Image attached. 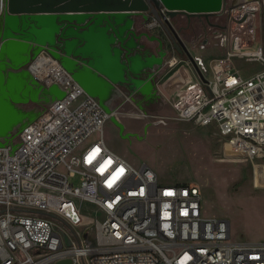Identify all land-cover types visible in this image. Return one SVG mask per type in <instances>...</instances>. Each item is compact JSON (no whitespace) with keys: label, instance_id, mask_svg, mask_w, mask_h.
I'll return each instance as SVG.
<instances>
[{"label":"built area","instance_id":"obj_1","mask_svg":"<svg viewBox=\"0 0 264 264\" xmlns=\"http://www.w3.org/2000/svg\"><path fill=\"white\" fill-rule=\"evenodd\" d=\"M160 10L162 22L151 14L140 28L166 35L164 23L180 38L177 15ZM179 14L186 28L204 30L186 44L180 38L182 54L169 41L164 65L192 71L174 93L176 119L216 125L223 161L264 160V0H224L217 12ZM213 48L220 54L208 53ZM239 62L260 67L243 70ZM29 69L67 94L23 128L16 148L0 146V264H264L263 241L233 240L228 219L203 214L197 184L163 182L148 163L136 166L111 150L104 136L110 114L57 58L43 51ZM83 202L104 218L83 217L79 231L65 212L74 205L80 213Z\"/></svg>","mask_w":264,"mask_h":264},{"label":"water","instance_id":"obj_2","mask_svg":"<svg viewBox=\"0 0 264 264\" xmlns=\"http://www.w3.org/2000/svg\"><path fill=\"white\" fill-rule=\"evenodd\" d=\"M223 3L224 0H0V146L16 148L14 139L23 128L67 94L57 84L44 85L30 71V63L43 51L57 58L89 95L97 97L123 131L124 123L116 116L112 101L124 98L123 89L127 88L142 108L139 94L155 102L160 97L155 79L167 55L162 38L138 28L137 17L147 20L153 14L161 21L162 7L172 17L179 13L208 14L219 11ZM163 27L168 40L182 54L185 46L172 26L174 33L164 23ZM147 42H158L159 51L150 53ZM24 211L54 216L41 210ZM55 264H72V260Z\"/></svg>","mask_w":264,"mask_h":264},{"label":"rangeland","instance_id":"obj_3","mask_svg":"<svg viewBox=\"0 0 264 264\" xmlns=\"http://www.w3.org/2000/svg\"><path fill=\"white\" fill-rule=\"evenodd\" d=\"M174 24L185 44L204 30L198 24L186 28L187 17L183 14L175 17ZM157 33L158 37H167L162 31ZM164 40L166 50H170L168 38ZM212 50L213 54H220L218 49ZM238 66L243 70L260 67L257 63L245 62H239ZM177 68L164 65L156 76L160 97L150 106L142 108L126 92L122 101H113L124 130L109 119L104 126L105 141L111 150L134 165L148 163L154 167L163 182L197 184L202 191L203 214L228 219L233 240L264 242V160L223 161L216 125L200 126L176 119L172 107L174 92L168 89L178 76ZM140 103L143 102L140 100ZM73 181L79 185L80 177ZM79 206L81 214L72 211L74 205L65 212L79 231L85 228L80 225L83 217L104 218L94 204L83 202ZM92 225L89 224L87 236L94 240L96 228Z\"/></svg>","mask_w":264,"mask_h":264},{"label":"crops","instance_id":"obj_4","mask_svg":"<svg viewBox=\"0 0 264 264\" xmlns=\"http://www.w3.org/2000/svg\"><path fill=\"white\" fill-rule=\"evenodd\" d=\"M144 21L143 19V16H138L137 17V27L140 28L141 26V23ZM151 36H157L158 37V33L157 35H154V34H151ZM161 36V35H160ZM164 36H161L160 38H162L163 41H165L164 39H167V37H164ZM148 43V47L150 49V53L151 52H158L159 51V43L158 42H147ZM155 49H158V50H155ZM213 52L211 49L208 51V53H211ZM247 65V64H245ZM259 68V67H257ZM256 69V68H254ZM178 73V76L173 79V85H172V88L168 89V90H171V92H174L176 91V89L183 83V81L185 80V78L187 79V77L189 76H192V71L190 70V68L186 67V69H180L179 71H177ZM172 79V78H171ZM123 89V88H122ZM123 91H125L123 89ZM159 92V91H158ZM32 106V104H30Z\"/></svg>","mask_w":264,"mask_h":264},{"label":"flooded vegetation","instance_id":"obj_5","mask_svg":"<svg viewBox=\"0 0 264 264\" xmlns=\"http://www.w3.org/2000/svg\"><path fill=\"white\" fill-rule=\"evenodd\" d=\"M124 92L129 93L127 88H124ZM139 99L144 103V106L148 107L150 106L152 103H154L153 101H148V99H146V97H144L142 94H139ZM120 101H122V98H120ZM113 103V102H112Z\"/></svg>","mask_w":264,"mask_h":264},{"label":"bare ground","instance_id":"obj_6","mask_svg":"<svg viewBox=\"0 0 264 264\" xmlns=\"http://www.w3.org/2000/svg\"><path fill=\"white\" fill-rule=\"evenodd\" d=\"M45 61L44 58L38 59V61L34 64V67L38 66L39 64H42ZM113 102V101H112Z\"/></svg>","mask_w":264,"mask_h":264},{"label":"trees","instance_id":"obj_7","mask_svg":"<svg viewBox=\"0 0 264 264\" xmlns=\"http://www.w3.org/2000/svg\"><path fill=\"white\" fill-rule=\"evenodd\" d=\"M165 34V33H164ZM165 37V36H164Z\"/></svg>","mask_w":264,"mask_h":264}]
</instances>
